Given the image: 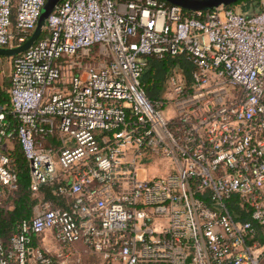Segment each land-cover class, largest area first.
I'll use <instances>...</instances> for the list:
<instances>
[{
    "label": "built area",
    "instance_id": "built-area-1",
    "mask_svg": "<svg viewBox=\"0 0 264 264\" xmlns=\"http://www.w3.org/2000/svg\"><path fill=\"white\" fill-rule=\"evenodd\" d=\"M187 14L160 0H62L10 57L0 111V209H12L18 144L32 196L0 237V264H260L264 260V0ZM45 0H0V49L25 43ZM183 57L162 100L146 58ZM160 169V173H150Z\"/></svg>",
    "mask_w": 264,
    "mask_h": 264
},
{
    "label": "trees",
    "instance_id": "trees-1",
    "mask_svg": "<svg viewBox=\"0 0 264 264\" xmlns=\"http://www.w3.org/2000/svg\"><path fill=\"white\" fill-rule=\"evenodd\" d=\"M112 1L126 2L132 0ZM15 4L16 0H12V20L14 18ZM236 5L241 7V10L238 11L240 13H250L260 9L258 0H240L234 5L226 6V8L234 10ZM186 13L191 14V12ZM45 35V32H43L39 39H43ZM194 69V65L183 57L166 56L163 59L148 57L146 58V66L140 75L139 82L147 98L151 101H158L163 99L166 82L170 75L173 73L179 74L186 83H189ZM5 88L6 85H0V111L4 113L6 119L16 124L9 110V99ZM12 156L16 164L19 187L12 198V209H0V237L4 241H8L18 222L33 216L34 208L36 207V201L32 199L29 189L27 162L18 144L14 145ZM54 189L55 187H42L38 193L43 199L41 202H49L53 207L65 209L67 202L70 200L63 196H58Z\"/></svg>",
    "mask_w": 264,
    "mask_h": 264
},
{
    "label": "water",
    "instance_id": "water-1",
    "mask_svg": "<svg viewBox=\"0 0 264 264\" xmlns=\"http://www.w3.org/2000/svg\"><path fill=\"white\" fill-rule=\"evenodd\" d=\"M62 0H45L41 9L35 29L28 40L20 46L12 49H0V57H14L32 47L44 32L45 22L54 7ZM170 5H175L188 12L210 11L220 6L234 5L240 0H160Z\"/></svg>",
    "mask_w": 264,
    "mask_h": 264
},
{
    "label": "rangeland",
    "instance_id": "rangeland-1",
    "mask_svg": "<svg viewBox=\"0 0 264 264\" xmlns=\"http://www.w3.org/2000/svg\"><path fill=\"white\" fill-rule=\"evenodd\" d=\"M234 10L238 12L241 10V7L239 5H236ZM10 69H11L10 58L0 57V81H4L5 80L4 77H9ZM160 172H161L160 169H156V170L151 169L150 173H160ZM32 199L36 201V205L39 201L43 200L40 194H36L32 196ZM260 264H264V260Z\"/></svg>",
    "mask_w": 264,
    "mask_h": 264
},
{
    "label": "crops",
    "instance_id": "crops-1",
    "mask_svg": "<svg viewBox=\"0 0 264 264\" xmlns=\"http://www.w3.org/2000/svg\"><path fill=\"white\" fill-rule=\"evenodd\" d=\"M4 81H0V85H6V93L8 95V87H9V77H4ZM8 99H9V95H8Z\"/></svg>",
    "mask_w": 264,
    "mask_h": 264
}]
</instances>
